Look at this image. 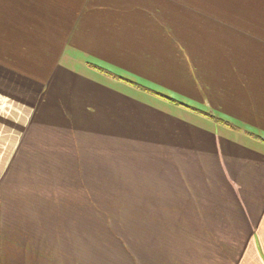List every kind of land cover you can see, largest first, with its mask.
<instances>
[{"label":"crops","instance_id":"1","mask_svg":"<svg viewBox=\"0 0 264 264\" xmlns=\"http://www.w3.org/2000/svg\"><path fill=\"white\" fill-rule=\"evenodd\" d=\"M27 2L34 49L0 55V264H264V0Z\"/></svg>","mask_w":264,"mask_h":264},{"label":"trees","instance_id":"2","mask_svg":"<svg viewBox=\"0 0 264 264\" xmlns=\"http://www.w3.org/2000/svg\"><path fill=\"white\" fill-rule=\"evenodd\" d=\"M86 63L88 65H90L93 69L99 70L98 72H101L107 78H109L115 82H119V83L127 85L133 89L143 91L144 93H146V94H148L154 98L166 101V102H168L174 106L186 108V109H188V110H190V111H192L198 115L205 117L206 119H208L210 121L215 122L219 126L232 128L234 130H241L242 129V126H239V124H234L229 119H226L225 117L220 116L219 114L215 113L214 111L209 112V111L200 109L199 107L192 105L191 103H189L185 99H183L179 96H176L172 93H167V92L161 91L158 88L154 87L152 84H150L144 80L133 79L127 73H125L124 71H122L118 68H115V67L109 66V65H105V64H101V63H97L96 61H92L90 59H86ZM245 132L254 138L262 139L258 135L253 133L252 131H249L246 129Z\"/></svg>","mask_w":264,"mask_h":264},{"label":"rangeland","instance_id":"3","mask_svg":"<svg viewBox=\"0 0 264 264\" xmlns=\"http://www.w3.org/2000/svg\"><path fill=\"white\" fill-rule=\"evenodd\" d=\"M27 1H31V0H0V55H1V51L4 52L7 50H12V48L14 47L15 49H18L20 51H22V49H25V50L34 49V46L33 44H30L31 43L30 41H26L22 39V36L24 34V31H23L24 26L29 24V27H30L32 25V21H27L28 23L26 22L24 24L22 20L18 21L16 18V11H17V8H19V6L23 9L28 8L26 6L28 4ZM37 4L38 3H34L32 6H37ZM18 23H21V24L18 25ZM88 71L93 72L96 75H99L105 79H109L101 72H98L99 70H95V69L92 70V68H88ZM133 91L144 93L143 91L136 90V89H133ZM171 108H174V107H171Z\"/></svg>","mask_w":264,"mask_h":264}]
</instances>
